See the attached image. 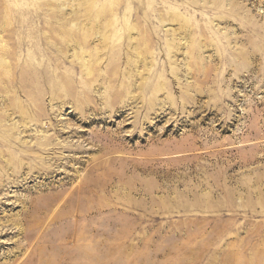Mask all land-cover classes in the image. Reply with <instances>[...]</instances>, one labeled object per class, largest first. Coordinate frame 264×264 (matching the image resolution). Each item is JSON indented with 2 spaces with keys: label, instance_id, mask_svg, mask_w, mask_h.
<instances>
[{
  "label": "rangeland",
  "instance_id": "374dc122",
  "mask_svg": "<svg viewBox=\"0 0 264 264\" xmlns=\"http://www.w3.org/2000/svg\"><path fill=\"white\" fill-rule=\"evenodd\" d=\"M0 264H264V0H0Z\"/></svg>",
  "mask_w": 264,
  "mask_h": 264
},
{
  "label": "bare ground",
  "instance_id": "6f19581e",
  "mask_svg": "<svg viewBox=\"0 0 264 264\" xmlns=\"http://www.w3.org/2000/svg\"><path fill=\"white\" fill-rule=\"evenodd\" d=\"M84 61H85V60H84ZM86 72H87V71H86ZM89 73H90V72H89ZM80 189H81V188H80ZM80 189H79V190H80Z\"/></svg>",
  "mask_w": 264,
  "mask_h": 264
}]
</instances>
